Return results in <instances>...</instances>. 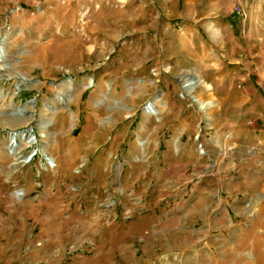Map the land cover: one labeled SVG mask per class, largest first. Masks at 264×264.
<instances>
[{
	"label": "rangeland",
	"instance_id": "obj_1",
	"mask_svg": "<svg viewBox=\"0 0 264 264\" xmlns=\"http://www.w3.org/2000/svg\"><path fill=\"white\" fill-rule=\"evenodd\" d=\"M0 48V264H264V0H0Z\"/></svg>",
	"mask_w": 264,
	"mask_h": 264
},
{
	"label": "bare ground",
	"instance_id": "obj_2",
	"mask_svg": "<svg viewBox=\"0 0 264 264\" xmlns=\"http://www.w3.org/2000/svg\"><path fill=\"white\" fill-rule=\"evenodd\" d=\"M3 48H0V59L2 58V54H3V50H2ZM4 55V54H3ZM1 63V62H0ZM199 81H200V79L198 78L197 80H195L193 83H191V82H185L184 84H183V88H184V90H192L193 88H195V86L196 85H198V84H200L199 83ZM91 83L92 82H90V84L88 85V87H90L91 86ZM87 86V85H86ZM206 88V87H205ZM151 109H152V111H151V113L153 114V115H156V109L154 108V106L152 105L151 106ZM148 110V109H147ZM150 113V114H151ZM14 135V137H15V139L17 138V140H15V139H13V136ZM21 136L22 135H17L16 133L14 134V133H12L11 134V136H10V139H9V147L10 148H12V147H16L17 145H18V143L20 142V138H21ZM21 140H23V139H21ZM23 141H25V139L23 140ZM43 157L45 158V160H46V162H47V165H48V163H51L53 160H52V158L51 157H49L48 155H44L43 154ZM48 167H52L51 165L50 166H48ZM119 251L117 252V255L119 256V258H120V260H123L124 261V263L125 264H131V259H130V251H129V248L126 246V245H122V246H119V249H118ZM52 259V257L51 256H49V255H46V262L48 263H50V261H52L51 260ZM62 260V259H61Z\"/></svg>",
	"mask_w": 264,
	"mask_h": 264
},
{
	"label": "water",
	"instance_id": "obj_3",
	"mask_svg": "<svg viewBox=\"0 0 264 264\" xmlns=\"http://www.w3.org/2000/svg\"><path fill=\"white\" fill-rule=\"evenodd\" d=\"M12 137H13V139H15L14 135Z\"/></svg>",
	"mask_w": 264,
	"mask_h": 264
}]
</instances>
